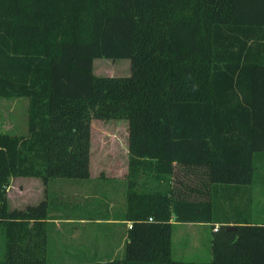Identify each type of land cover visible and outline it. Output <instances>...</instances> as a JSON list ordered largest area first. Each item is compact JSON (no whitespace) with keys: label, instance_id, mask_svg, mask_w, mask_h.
<instances>
[{"label":"trees","instance_id":"trees-1","mask_svg":"<svg viewBox=\"0 0 264 264\" xmlns=\"http://www.w3.org/2000/svg\"><path fill=\"white\" fill-rule=\"evenodd\" d=\"M96 58L130 73L97 75ZM0 96L28 100L26 135L0 131V264L48 263L53 206L9 208V179L88 180L94 120L127 123L130 227L121 258L88 264H264L252 197H227L243 199L264 153V0H0ZM177 166L210 199L175 194ZM147 174L157 186L138 189ZM171 219L218 226L208 262L172 258Z\"/></svg>","mask_w":264,"mask_h":264},{"label":"rangeland","instance_id":"rangeland-1","mask_svg":"<svg viewBox=\"0 0 264 264\" xmlns=\"http://www.w3.org/2000/svg\"><path fill=\"white\" fill-rule=\"evenodd\" d=\"M93 72L97 75L104 76H127L130 73V60L128 58H96L93 61ZM26 98H5L0 96V131H7L11 134L26 135L27 133V113H26ZM91 169L93 172V179L79 180L85 181L79 190L77 195H73V188L65 185H60L57 189L52 188L53 184H49L47 191V198L49 199L52 209L59 212H73V211H86L87 207L82 206L83 202L80 201L82 194H90L91 191L96 193V200L98 206L94 209H103L104 201L101 195L109 191L110 187L119 186L120 184L113 177L122 172L125 163L126 154L124 148L127 147V123L125 121H99L94 120L91 124ZM264 153H258L254 155L253 164L255 166L253 173V181L245 189V193L252 196V210L254 217L258 212H264ZM123 166V167H121ZM100 174L110 175V178L100 177ZM148 176V177H147ZM195 174V172H184L181 166H177L174 176H166V181L173 188V192L183 197H188L194 200H208L210 199L211 186L204 175ZM116 177V176H115ZM203 178V179H202ZM24 177H11L7 187V199L9 208H23V184ZM149 179V187L157 186V181L152 179L149 174L141 175L139 179L138 189L148 188L145 185H141L142 181ZM56 181H69L73 179L68 178H55ZM164 181V184H166ZM67 185H73L72 182H63ZM146 184V183H145ZM160 184V183H159ZM78 186V184H76ZM126 188V186H125ZM200 190V192H199ZM251 191V192H250ZM230 192V191H229ZM29 195L31 198H36V191L30 189ZM77 199L74 202L70 200ZM228 199L232 198V195H227ZM237 195L235 198L237 199ZM249 197V196H248ZM222 199V202L214 200L216 206L220 208V204L226 209L229 207L226 201ZM102 200L101 202H99ZM69 201V202H68ZM121 199L117 198V203L120 205ZM123 203L125 202L122 200ZM77 202V203H76ZM76 203V205H74ZM101 205V207H100ZM116 208V206H115ZM104 210V209H103ZM225 210V208H224ZM223 210H220V215L224 216ZM228 214H231L228 212ZM171 221H173L171 219ZM171 233V256L175 260L191 261V262H208L211 259V238L212 228L211 224L206 223H187V222H172ZM66 233H70L71 228L65 227ZM98 228L87 227L85 229V235L88 237L97 234ZM62 236L56 234L54 238V245L49 246L50 255L62 254L59 257L64 256L67 252L68 244L71 240L66 238L61 239ZM94 245H81V247H91ZM86 253L90 257L89 251L82 248L72 258L82 259ZM4 254V238L2 228L0 226V260H2ZM79 254V255H78ZM58 255V254H57ZM55 257H57L55 255ZM74 261V260H73Z\"/></svg>","mask_w":264,"mask_h":264},{"label":"crops","instance_id":"crops-1","mask_svg":"<svg viewBox=\"0 0 264 264\" xmlns=\"http://www.w3.org/2000/svg\"><path fill=\"white\" fill-rule=\"evenodd\" d=\"M28 101V100H27ZM26 103V111H27ZM4 132V131H2ZM124 153L126 154L125 161L128 160V150L127 147L124 148ZM126 166L123 167L122 172L116 174L113 179L117 180L120 184L125 182V184L114 186L109 188V191L105 194L101 195L102 200L104 201L103 209H94V207L98 206L96 193L91 191L92 193L82 194V198L80 199L83 202L82 206L87 207L89 210L86 211H73V212H59L58 210L52 209L49 212V218L47 219V231H48V245H54V241H56L55 235L58 234L62 238L66 235V238L71 240L67 247V252L64 253V256L69 257H61L59 259L58 256L62 254H52L51 257H48L47 264H88L91 262H107L112 261L115 258H121L123 254V246L126 241V232L129 228V222L122 219V213L125 209L124 200L125 191H126V181L125 174L127 172V163ZM264 164V163H263ZM91 165V164H90ZM264 167V165H263ZM105 176H110L106 175ZM94 177L92 169L91 176L88 181L92 180ZM24 186H23V207L28 204H37L43 199L47 198V191L49 189L48 185L53 184L52 188H58L60 185H65L67 187H77L73 188V195L79 194L77 190L81 188L85 181H56L54 179L48 181L46 185L42 183L39 178L35 177H24ZM253 181V180H252ZM63 182H72L73 185H67ZM78 184V186L76 185ZM81 184V186H80ZM30 189H34L36 191V198H31L29 195ZM251 192V191H250ZM229 194L232 195L234 202L245 201L248 199V195H244L243 199H241L240 192L238 189H231ZM238 196L237 199L235 196ZM249 196H252L249 194ZM73 198V197H71ZM117 198L121 199L120 205L117 203ZM77 199L73 198L70 201L74 202ZM100 200L99 202H101ZM253 201V200H252ZM69 202V201H68ZM77 203V202H76ZM74 203V205H76ZM116 206V208H115ZM101 207V205H100ZM253 211V210H251ZM253 220L258 222H264V212H258L257 216L254 217L253 213H251ZM174 222V221H172ZM187 223H195V222H187ZM200 224V223H195ZM208 224V223H206ZM69 226L71 228L70 233H66L65 227ZM95 227L98 228L97 234L88 237L85 235V229L87 227ZM81 245H94L91 247H81ZM89 251V256L86 253H83L85 257L82 259L72 258V255H76L80 249ZM55 255L57 257H55ZM79 255V254H78ZM74 260V261H73Z\"/></svg>","mask_w":264,"mask_h":264},{"label":"water","instance_id":"water-1","mask_svg":"<svg viewBox=\"0 0 264 264\" xmlns=\"http://www.w3.org/2000/svg\"><path fill=\"white\" fill-rule=\"evenodd\" d=\"M235 226L233 224L226 226V230H234Z\"/></svg>","mask_w":264,"mask_h":264},{"label":"built area","instance_id":"built-area-1","mask_svg":"<svg viewBox=\"0 0 264 264\" xmlns=\"http://www.w3.org/2000/svg\"><path fill=\"white\" fill-rule=\"evenodd\" d=\"M129 227H130V226H129ZM217 227H218V226H217V225H215V226L213 227V229H212V230H213V231H216V230H217Z\"/></svg>","mask_w":264,"mask_h":264}]
</instances>
